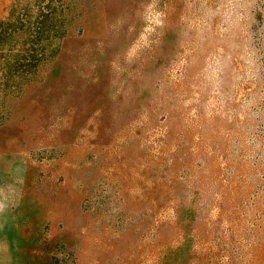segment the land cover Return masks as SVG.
I'll return each instance as SVG.
<instances>
[{"label":"rangeland","instance_id":"obj_1","mask_svg":"<svg viewBox=\"0 0 264 264\" xmlns=\"http://www.w3.org/2000/svg\"><path fill=\"white\" fill-rule=\"evenodd\" d=\"M0 264H264V0H0Z\"/></svg>","mask_w":264,"mask_h":264}]
</instances>
